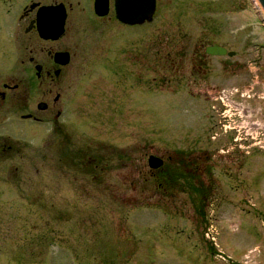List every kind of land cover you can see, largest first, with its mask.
Returning <instances> with one entry per match:
<instances>
[{"label":"rangeland","instance_id":"rangeland-1","mask_svg":"<svg viewBox=\"0 0 264 264\" xmlns=\"http://www.w3.org/2000/svg\"><path fill=\"white\" fill-rule=\"evenodd\" d=\"M109 1L99 17L92 0H0V77L70 55L58 104L36 109L33 81L25 106L0 107V264H264L260 13L157 0L125 25ZM31 2L64 3L59 40L24 32Z\"/></svg>","mask_w":264,"mask_h":264},{"label":"flooded vegetation","instance_id":"flooded-vegetation-1","mask_svg":"<svg viewBox=\"0 0 264 264\" xmlns=\"http://www.w3.org/2000/svg\"><path fill=\"white\" fill-rule=\"evenodd\" d=\"M107 2H108V9H107V12H108L110 1L107 0ZM92 3H93V0H92ZM156 3H157V0H154V11H155V7H156ZM30 4H32V6L28 7V9L26 7H23L22 14L19 15V20L25 19V21H26V25L24 26V32L25 33L34 30L35 33L37 34V32L35 30V21H34L36 9L38 8V6L51 5V4H41L39 2H31ZM52 4H56V3H52ZM111 4H112V10H113V0L111 1ZM63 5H64V3H63ZM64 8H65V18H66V7H65V5H64ZM154 11H153V14H154ZM31 13H32V15H31ZM153 14H152V16H153ZM113 15H114V10H113ZM96 16H99V15H96ZM99 17H101V16H99ZM114 18H115V16H114ZM119 23H121V22H119ZM64 29H65V20L63 23V33H64ZM62 35L63 34H61L56 40H59L62 37ZM44 40L47 41V39H44ZM56 40H53V41H56ZM213 46L214 45L207 46L205 51L207 52V49H209L210 52H213ZM56 51H67V50L64 48H59L57 46L56 47H47L45 49L46 58L44 59V61H41V62L34 61L31 56L28 57V62L32 64V68H33V76L30 77L29 79H25V74H24L23 69H21V71L19 72L18 77H14L11 74H4L2 77H0V107L3 104H8V105H12V103L16 104L17 100H20V102L25 106L26 102L30 98V89H31V84L33 81L35 82V88H37L38 91H40V94L43 95V97H44V99H40V100L36 101V103H35L36 109H39L41 111H46L51 106L58 104V102L60 100L59 94L57 92H55L52 95V94H50V92H51L52 87L60 81V78H61L62 73H63V68L68 62L64 65H60V64L55 63L53 60V53ZM68 55H69V52H68ZM69 58H70V55H69ZM55 71H57V72H55ZM38 104L43 105V107L38 108ZM58 113H59V110H56L55 114H58ZM24 115H28V116H24ZM21 116L23 118L24 117L25 118H31L32 120L37 119V117L31 113H26V114H23ZM194 156L197 159L195 161L191 160V158L193 157L192 155H190L187 158L189 166H190V168L193 169L194 172H199V171L202 172L203 166L200 164V162H201V160H202V162L207 161V155L203 156L204 160L203 159L199 160V158L201 157L199 155H194ZM158 169H159L158 170L159 172L162 171V169H163L162 162L158 166Z\"/></svg>","mask_w":264,"mask_h":264},{"label":"water","instance_id":"water-1","mask_svg":"<svg viewBox=\"0 0 264 264\" xmlns=\"http://www.w3.org/2000/svg\"><path fill=\"white\" fill-rule=\"evenodd\" d=\"M251 1L264 21V0ZM31 6L32 4L29 5V7ZM92 8L96 15L103 16L107 13L108 2L107 0H93ZM113 10L114 16L119 22L126 25H139L151 21L154 11V0H113ZM64 19L65 8L62 2L38 6L34 19L37 35L42 39L54 40L58 38L63 33ZM207 52L221 54L224 49L219 46H213V52H210L209 49H207ZM53 60L60 65L66 64L69 60L68 52H54ZM42 107L43 105L38 104V108ZM147 163L150 167L156 168L161 164V159L155 155H149Z\"/></svg>","mask_w":264,"mask_h":264},{"label":"bare ground","instance_id":"bare-ground-1","mask_svg":"<svg viewBox=\"0 0 264 264\" xmlns=\"http://www.w3.org/2000/svg\"><path fill=\"white\" fill-rule=\"evenodd\" d=\"M159 185V184H158Z\"/></svg>","mask_w":264,"mask_h":264}]
</instances>
